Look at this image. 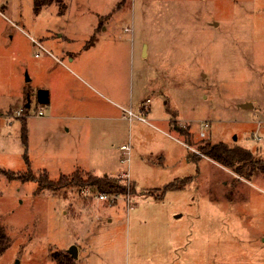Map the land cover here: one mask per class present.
<instances>
[{"label":"rangeland","instance_id":"1","mask_svg":"<svg viewBox=\"0 0 264 264\" xmlns=\"http://www.w3.org/2000/svg\"><path fill=\"white\" fill-rule=\"evenodd\" d=\"M64 4L36 14L33 0H0V225L11 242L0 264H58L54 253L74 264H264V173L239 180L200 154L224 143L264 160V0ZM91 34L95 51L69 64L96 42ZM67 69L102 77L146 122L126 113L118 134L104 125L91 129L93 143L84 131L72 146L38 101ZM26 152L37 177L47 169L59 180L55 162L80 157L83 177L109 176L128 191L108 201L89 186L39 192L2 173L24 174Z\"/></svg>","mask_w":264,"mask_h":264},{"label":"crops","instance_id":"2","mask_svg":"<svg viewBox=\"0 0 264 264\" xmlns=\"http://www.w3.org/2000/svg\"><path fill=\"white\" fill-rule=\"evenodd\" d=\"M93 38H96V42L91 46H84L82 48L81 54L67 60L69 64L77 67L76 64L80 63L82 59L88 58L90 53L95 51V48L97 47L96 45L99 44L98 42L100 41V38L96 37L95 34L94 36L91 34L89 35L88 41ZM69 40V42H73L72 39ZM71 52L72 49L67 50V54ZM62 53L64 54V51H62ZM66 71L67 75H59L56 77L54 82L55 95H52L51 89H49V92L47 91L49 96V120H54L56 123H58V127L61 129L63 137L65 139L66 137H70V141H73L71 145L75 147L77 146V137L80 135L82 138L81 132L84 131L87 132V138L89 139V143L85 140L86 145H89L95 141L96 134L92 133L91 131L93 128L99 129L104 125H108L109 127H113L118 134V130L122 126V123L127 121V111L132 110L125 107L127 100L125 98L121 99L115 94V92L113 95L112 89L110 88L109 90V86H107V83L102 77L97 76L94 78V76L91 77L88 75L86 79L79 76L72 69H67ZM81 89L83 91H81ZM105 92L113 95L114 101L109 98ZM115 98H118V100ZM122 102H124V104H122ZM22 121L24 122V119ZM85 121L92 124H83L82 122ZM102 122L105 124L101 125L100 123ZM63 144L69 147L68 142L65 141ZM79 158L80 157L73 159H67V157L60 158L55 162V166H57L59 173L62 176H72L81 168V162L79 161ZM84 162L85 161L82 160L83 164ZM87 168H89L90 171L93 170L90 169L89 165H87ZM45 171L47 172V169H45ZM72 171L73 173L71 174L70 172ZM88 173L96 175L92 171Z\"/></svg>","mask_w":264,"mask_h":264},{"label":"trees","instance_id":"3","mask_svg":"<svg viewBox=\"0 0 264 264\" xmlns=\"http://www.w3.org/2000/svg\"><path fill=\"white\" fill-rule=\"evenodd\" d=\"M34 12L39 14L44 8L59 4L60 11H64L66 6L64 0H33ZM27 108H25L26 110ZM177 129L185 134L187 137H191L186 129L176 126ZM22 139L23 143L27 145V128L26 124H22ZM200 150L201 156H205L219 165L231 170L238 177L239 180L250 181L259 174L264 173V160L260 157H256L252 152L244 148L234 146L229 147L224 143L203 144ZM24 161L28 167V170L24 174H17L12 171H2L10 180H19L22 183L36 182L38 184V191H50L58 192L70 186L74 187H92L101 194L119 195L126 194L128 188L123 185L122 182L109 176L99 177L91 173H87L83 177L80 173L75 172L72 177L67 178L62 176L59 180H52L48 173L44 171L39 177H37L31 170V163L27 152L24 154ZM10 239L6 234L3 226L0 225V257L9 249ZM53 258L58 264H74V260L66 254L54 253Z\"/></svg>","mask_w":264,"mask_h":264},{"label":"built area","instance_id":"4","mask_svg":"<svg viewBox=\"0 0 264 264\" xmlns=\"http://www.w3.org/2000/svg\"><path fill=\"white\" fill-rule=\"evenodd\" d=\"M127 114L129 116V120L138 119V120H140L142 122H146V119L144 117L136 115L132 110H128ZM25 115H26V110H25V108H23V109H20L18 111H12L11 114H6L5 116H7L8 120H9V123H11L13 120L24 118ZM37 116L43 117L44 116V112L42 110L38 111ZM209 127L210 126H209V124L207 122H202L201 123V128H200V131H199L200 137H202V138L206 137V134H205L204 130L208 129ZM121 149L125 152L124 154L128 155L129 152H130V148L128 146H126V145L122 146ZM122 162H130V157L122 160ZM123 177H128L129 178V174H124ZM83 193H84L85 196H88L90 194V189L87 188V189L83 190ZM98 198L100 200H103V201H108L109 196H108V194H101Z\"/></svg>","mask_w":264,"mask_h":264},{"label":"water","instance_id":"5","mask_svg":"<svg viewBox=\"0 0 264 264\" xmlns=\"http://www.w3.org/2000/svg\"><path fill=\"white\" fill-rule=\"evenodd\" d=\"M38 101L41 104L48 103L49 102L48 92L47 91H40L38 94ZM249 106H251V104H246V105H243L242 107L247 108ZM27 108H29V105L27 106ZM74 253H75V251H74Z\"/></svg>","mask_w":264,"mask_h":264}]
</instances>
